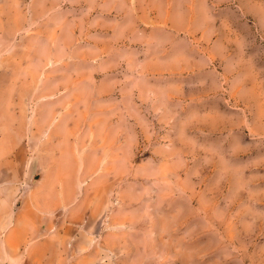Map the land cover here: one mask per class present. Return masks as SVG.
Listing matches in <instances>:
<instances>
[{
  "label": "rangeland",
  "instance_id": "rangeland-1",
  "mask_svg": "<svg viewBox=\"0 0 264 264\" xmlns=\"http://www.w3.org/2000/svg\"><path fill=\"white\" fill-rule=\"evenodd\" d=\"M1 211L16 264H264V0H0Z\"/></svg>",
  "mask_w": 264,
  "mask_h": 264
},
{
  "label": "crops",
  "instance_id": "crops-1",
  "mask_svg": "<svg viewBox=\"0 0 264 264\" xmlns=\"http://www.w3.org/2000/svg\"><path fill=\"white\" fill-rule=\"evenodd\" d=\"M19 217V216H18ZM17 217V218H18ZM7 214L6 211L0 212V264H16L17 262V255H15V251L17 246L13 242L15 241H25L26 238H23L24 236H17L14 233V227H9L10 230L7 233H3L5 231V228L7 226L8 221L6 220ZM20 220V217H19ZM59 262L62 264H67V254L60 253L57 255ZM52 256L48 255H39V252L34 251L32 253V261L34 264H51Z\"/></svg>",
  "mask_w": 264,
  "mask_h": 264
}]
</instances>
